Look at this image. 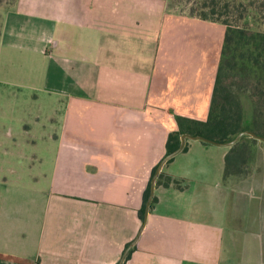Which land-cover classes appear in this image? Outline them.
Segmentation results:
<instances>
[{"label": "crops", "instance_id": "0c3cea01", "mask_svg": "<svg viewBox=\"0 0 264 264\" xmlns=\"http://www.w3.org/2000/svg\"><path fill=\"white\" fill-rule=\"evenodd\" d=\"M224 37V25L156 0H16L4 11L0 56L9 46L40 57L30 96L47 106L18 118L34 164L1 187L0 264L120 263L176 116L209 118ZM232 147L190 140L164 163L189 187H155L123 264H264V171L253 193L226 178Z\"/></svg>", "mask_w": 264, "mask_h": 264}, {"label": "trees", "instance_id": "16d2710c", "mask_svg": "<svg viewBox=\"0 0 264 264\" xmlns=\"http://www.w3.org/2000/svg\"><path fill=\"white\" fill-rule=\"evenodd\" d=\"M156 1L165 5L173 0ZM174 1L176 4L183 2L182 0ZM246 1L248 3L242 0H204L187 14L221 23L225 27V37L209 118L206 121H201L177 115L179 129L170 133L165 157L180 147L183 134L201 136L216 142H230L241 132L247 130L264 137L257 118H254L252 122H248L246 119L242 99V96L248 95L255 111L264 109V31H254L245 21L249 17L250 10L257 9L260 12L261 6L257 7L254 0ZM247 137L249 135L243 136L226 155V178L230 175L241 176L243 174V165L247 164L248 159L241 148V140ZM189 148L190 140H187L182 152H187ZM174 158L175 156L168 158L166 163L172 162ZM161 163L162 161L153 168L150 182L144 192L143 206L139 211L142 221H144L149 201V212L158 202V197L155 194L150 200L153 179L158 187H174L178 190H186L189 187L186 179L159 170ZM130 244H127L126 248ZM133 251L134 247L131 248L125 260L131 257Z\"/></svg>", "mask_w": 264, "mask_h": 264}, {"label": "rangeland", "instance_id": "374dc122", "mask_svg": "<svg viewBox=\"0 0 264 264\" xmlns=\"http://www.w3.org/2000/svg\"><path fill=\"white\" fill-rule=\"evenodd\" d=\"M181 4H176V1H169L164 6L166 11L170 13L189 14L191 9L198 6V3L204 0H182ZM248 3L246 0H242ZM264 0H254L256 6H261L260 12L257 9H252L249 12V17L245 20L251 29L254 31H264ZM16 0H0V38L2 33V25L4 11L9 9ZM153 5V3L148 2ZM170 5H173L171 8ZM221 24V23H220ZM32 62L33 65L30 63ZM31 67L34 68L33 80L29 79ZM42 62L37 54H32L29 51L15 50L9 46H4L0 56V77L7 80H12L16 83L12 85L0 84V92L18 91L22 92V97H10V94L0 96V192L1 187L6 188L4 182L15 180L14 175L23 173L30 165L34 164L32 153L34 146L30 143L31 138L25 135L19 128L20 116H26L30 112H36L41 107L44 110L47 103L42 99L41 105L37 104L30 96L33 91L31 86H40ZM34 75H38V79H34ZM20 84L17 86L16 84ZM246 119L252 122L257 118L261 130L264 132V109L255 111L253 103L248 95L242 96ZM7 111L6 115L4 112ZM35 133V132H34ZM249 136L241 140V148L243 149L248 162L243 165L244 172L241 175L243 182L240 186L246 188L250 193L258 191L260 184L263 181L261 171H264V141ZM252 177L245 182L246 177ZM258 189V190H257ZM252 212L247 216V227L250 228L252 222L258 218L259 199H254ZM259 222V221H258ZM121 261V259H120ZM119 261V262H120ZM119 264V263H118Z\"/></svg>", "mask_w": 264, "mask_h": 264}, {"label": "water", "instance_id": "95a60500", "mask_svg": "<svg viewBox=\"0 0 264 264\" xmlns=\"http://www.w3.org/2000/svg\"><path fill=\"white\" fill-rule=\"evenodd\" d=\"M245 135H249V136H251V137H253L255 139H259V140L264 141V137L263 136H260L257 133H255L253 131H250V130L241 132L234 140H232L230 142H216V141H212V140L206 139V138L201 137V136H193L191 134H183L182 137H181V145H180V147L174 153H172L171 155H169V156H167V157H165L163 159V161H162V163H161V165L159 167V170H161L162 166L168 160V158H170L172 156H176L177 154H179L180 152H182V150H183V148H184L185 143H186L187 140H200V141H205V142H209L211 144L220 145V146H234ZM155 187H156V183H155V179H153V181H152V187H151V197H150V200L152 199V197H153V195L155 193ZM149 205H150V201H149V203L147 205V209H146V214H145V218H144V221H143V225H142V227H141V229L139 231L138 236L129 245V247L125 249L124 254L122 256V259H121V261H120L119 264H123V262L126 259L127 254L129 253V251L131 250V248L134 246V244L136 243L137 239L141 235V233H142V231H143V229H144V227L146 225V222L148 220V216H149Z\"/></svg>", "mask_w": 264, "mask_h": 264}]
</instances>
